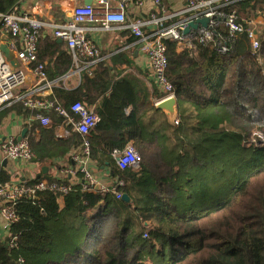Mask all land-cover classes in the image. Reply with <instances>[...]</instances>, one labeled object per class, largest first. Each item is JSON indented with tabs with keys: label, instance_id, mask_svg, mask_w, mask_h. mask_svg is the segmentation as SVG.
Segmentation results:
<instances>
[{
	"label": "trees",
	"instance_id": "16d2710c",
	"mask_svg": "<svg viewBox=\"0 0 264 264\" xmlns=\"http://www.w3.org/2000/svg\"><path fill=\"white\" fill-rule=\"evenodd\" d=\"M15 2L0 0V12ZM232 12L239 23L264 20V0L222 1L214 23L204 27L209 39L201 27L178 43L163 39L165 76L177 102L173 123L155 107L164 97L160 89L152 84L148 98L134 74L117 77L103 61L85 65L79 83L65 87L62 77L74 67L70 49L51 33L40 34L33 66L42 64L56 81L49 98L65 108L75 101L93 106L99 121L86 135L69 127L60 136L63 117L46 111L50 125L30 122L24 136L32 162L43 167L80 154L86 141L90 160L108 172L107 187L131 203L88 187L79 170L74 182L40 171L22 183L70 188L17 200V219L0 235V264H264V143L252 138L256 130L264 136V26L252 49L245 30L231 34L225 26ZM11 112L38 111L14 103L0 116ZM127 145L138 165L121 169L113 151ZM11 178L0 163V184Z\"/></svg>",
	"mask_w": 264,
	"mask_h": 264
},
{
	"label": "built area",
	"instance_id": "2783aa9c",
	"mask_svg": "<svg viewBox=\"0 0 264 264\" xmlns=\"http://www.w3.org/2000/svg\"><path fill=\"white\" fill-rule=\"evenodd\" d=\"M15 1L14 6L8 11L0 12L2 43L6 42L5 44L14 54L18 63V66L15 67L0 50V111L14 103H22L24 107L38 111L34 118L39 120L43 126H48L51 121L45 112L55 110L63 117L64 131L59 134L60 136H68L69 127L82 135L88 134L90 129L99 121V117L91 106H86L79 101H75L65 108L49 98L48 92H51L56 81L48 80L42 64L33 66L36 59V45L43 30H49L55 38H60L67 44L75 71L79 72L81 61H85L84 63L88 66L100 59L99 49L93 39L88 36V33L92 30H107L113 23L123 24L127 0H101L104 6V13L101 18L90 4L75 5L70 18L62 22L43 20L26 11H20L18 9L20 0ZM142 1L138 0V3L141 4ZM150 1L155 7L160 5V0ZM220 1L229 2V0H185V11L189 13L188 16L171 26H163L164 22L171 18V15L159 17L156 9L150 14V19L137 20L127 26L132 35L140 41L141 49L147 55L153 79L164 94L162 99L174 96L173 87L165 76L167 58L163 39L172 38L178 43L187 22L202 17L207 18L208 24L212 25ZM97 22H99L98 26L95 25ZM224 24L231 34L245 30L252 49L259 46L260 42L256 29L248 26L246 22H237L233 12L224 16ZM158 25H162L164 28L159 30ZM145 26H154L155 30L145 33L143 31ZM199 27H201L199 31L205 33L206 38L209 39L210 36L206 28ZM218 51L223 53L226 51V47L221 46ZM30 71L35 76V84L30 88H25L27 74ZM68 76L65 75L62 78L65 79L64 77ZM260 141L263 142L262 138ZM0 151L3 157L28 163L32 161L34 156L29 142L25 138L18 140L14 136H8L0 141ZM113 156L117 166L121 169L137 167L138 165L139 155L131 145H127L122 150H114ZM72 159L76 162L77 168L70 167L65 174L71 175L79 170L88 187L99 184L101 191H111L117 198L121 197L115 187L108 188L106 184L99 183L89 170L90 158L86 141L81 153L73 154ZM116 182L117 185L122 184L120 180H116ZM69 188V183H47L45 181L36 182L32 185L20 182L2 183L0 184L1 219L6 226L17 219L15 204L21 197H31L36 191L44 189L66 192Z\"/></svg>",
	"mask_w": 264,
	"mask_h": 264
},
{
	"label": "crops",
	"instance_id": "0c3cea01",
	"mask_svg": "<svg viewBox=\"0 0 264 264\" xmlns=\"http://www.w3.org/2000/svg\"><path fill=\"white\" fill-rule=\"evenodd\" d=\"M221 2L222 1H220V5ZM80 4H90L93 6L95 12L100 16L99 18H101L104 13V6L101 0H20L18 3V9L20 11H26L30 15L43 20H56V22H62L69 19L73 7ZM155 9L157 10V16L159 17L171 15V18L164 22V27L173 25L187 17L189 14L185 11V0H160V5L158 7H155L150 0H143L141 4L138 3V0H127L125 6V21L123 24L113 23L107 30H92L88 33V36L93 39L100 52V59L97 61H103L106 65L110 66L112 72L117 77L126 73L134 74L142 83L143 90L141 94L145 93L148 98H151L152 84L155 85L158 90L160 88L153 79L151 66L148 62L146 53L141 49L140 41L132 35L127 26L129 23L137 20L150 19V14ZM245 22L248 26L255 28L257 31L264 26V20L262 17H256L253 20ZM95 25L98 26L99 22L95 23ZM158 27L159 30L164 28L162 25H158ZM154 30V26L143 27L145 33ZM43 32L50 33L49 30H43ZM131 38H133L132 41ZM2 40V27L0 25V44H5L6 42L2 43ZM60 42L64 41L61 40ZM84 62L85 61L80 62V70L85 67L86 64ZM79 72L75 71V67H73L68 73H66L65 75L69 76L64 77V86L69 88L76 86L79 83ZM34 84L35 76L30 71L27 74L25 88H30ZM51 93L52 90L51 92H48V96H50ZM158 101L159 100H157L155 104ZM91 107L93 108V106ZM34 116L35 115H30L25 117L14 112H11L6 116H0V141L8 136H14L17 138L23 129H26L27 132L28 124L30 125V122L39 123V125L44 127L39 120L34 118ZM63 131L64 125L62 123L59 127L58 134ZM33 134L35 138L39 137V131L37 129ZM70 156H73V154H70ZM68 157H58L51 161L47 166H43L46 167V172L44 173H49L56 179L63 180V178H66L70 179L71 182H74L76 180V173L71 175L65 174L66 170L70 167L77 168L73 162L69 163ZM3 159H6V164L4 166L2 165ZM0 163L12 176L9 182H25L32 179L40 171L42 172L43 169L42 166L32 161L28 163L3 157L1 151ZM88 167L99 183L108 185L111 182L108 172L105 171V169L98 170L91 160ZM1 206L2 201L0 199V208ZM7 231L8 226H6L0 216V235L4 236L7 234Z\"/></svg>",
	"mask_w": 264,
	"mask_h": 264
},
{
	"label": "water",
	"instance_id": "95a60500",
	"mask_svg": "<svg viewBox=\"0 0 264 264\" xmlns=\"http://www.w3.org/2000/svg\"><path fill=\"white\" fill-rule=\"evenodd\" d=\"M208 23V19L205 17L199 18L195 21H189L187 22V24L185 25V27L183 28V33H187L191 28L196 29L199 26H203L205 27L206 24ZM58 41L60 42L61 39L58 38ZM0 50L3 52V54L6 56V58L9 60V62L11 64H14V66H18L17 60L14 57V54L8 49L7 44H0ZM156 108L162 110L165 114V116L167 117V119L173 123L177 120V102H176V98L173 97H169V98H165V99H161L159 100L156 104H155ZM26 132V129H23V131L21 132V134L17 137L18 140H20L21 138L24 137ZM6 164V159L2 160V165L4 166ZM42 172H46V167H43ZM95 189L99 190L100 186L99 184H97L95 186ZM121 200L127 204L131 203V199L130 197L123 193L121 195Z\"/></svg>",
	"mask_w": 264,
	"mask_h": 264
},
{
	"label": "rangeland",
	"instance_id": "374dc122",
	"mask_svg": "<svg viewBox=\"0 0 264 264\" xmlns=\"http://www.w3.org/2000/svg\"><path fill=\"white\" fill-rule=\"evenodd\" d=\"M257 117V116H256ZM255 117V118H256ZM256 133H255V135L256 136H252V138H256L257 136H259L260 137V139L262 138V140H263V142H261V143H264V136L261 134V132L259 131V130H256L255 131ZM223 200V198H221V199H219V200H210V201H208V202H206V206H211V205H214L215 203H218V202H220V201H222Z\"/></svg>",
	"mask_w": 264,
	"mask_h": 264
}]
</instances>
